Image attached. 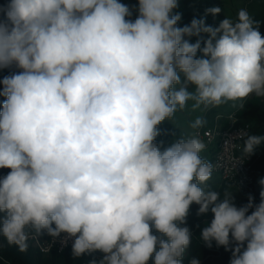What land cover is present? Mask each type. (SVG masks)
Returning <instances> with one entry per match:
<instances>
[{"label":"clouds","instance_id":"clouds-1","mask_svg":"<svg viewBox=\"0 0 264 264\" xmlns=\"http://www.w3.org/2000/svg\"><path fill=\"white\" fill-rule=\"evenodd\" d=\"M177 7L0 5V69L21 70L0 81V169L10 170L0 177V236L8 244L26 252L31 233L64 234L61 243L75 238L74 257L99 250L100 264H183L192 233L181 225L195 203L198 215L214 217L200 234L206 246L231 250L230 264H264V179L259 203L249 195L237 207L233 192L207 186L214 166L199 137L164 150L156 143L158 125L189 101L207 110L264 100V36L246 9L215 28L203 18L177 27ZM201 33L209 37L203 47L185 39ZM262 143L264 135H248L243 156Z\"/></svg>","mask_w":264,"mask_h":264},{"label":"trees","instance_id":"trees-1","mask_svg":"<svg viewBox=\"0 0 264 264\" xmlns=\"http://www.w3.org/2000/svg\"><path fill=\"white\" fill-rule=\"evenodd\" d=\"M120 2L122 3V0H120ZM7 3L8 0H0V5H6ZM136 4L137 0H131V6ZM213 7H219L221 12L215 15L206 12L207 9ZM239 7L240 9H246L250 17H252L255 22H258V30L261 35L264 36V0H178V7L173 10V14L179 13L181 15V19L178 21L177 27L190 25L193 19L203 18L206 25L215 28L218 27L226 18L235 22L237 19V11L240 10ZM132 19H135V13L133 14ZM208 38V34L206 33H201L199 37H185V39H188L190 43H195L197 39H200L201 47L204 46L203 41ZM201 55L202 54L200 52L197 53L198 57ZM19 71L21 70L15 68L14 66L11 68L0 69V81H2L5 76L18 73ZM0 89H2V84H0ZM4 99V97H0V104H2ZM241 103L244 104L243 108L239 107ZM261 103H264V101L253 95L243 101H236V103L228 102L227 104H223L219 107L209 108L207 110L204 109L202 119L207 123L199 128H193L192 130L187 129L189 127L187 120L190 119L186 118V111H189L190 106L187 104L183 110L177 111L171 121L166 119L158 125L160 134L156 138V143L161 150H164L165 148L171 146V144H173L180 137L195 136L194 133L197 129H203L213 125H217L220 129H225L229 125V120L227 119V115L223 114V110L228 107H230L229 114L237 119L239 123H247L251 126L248 135H264V104L261 106ZM246 139L247 137L244 141ZM244 141L242 143V150L244 147ZM256 148L261 150L262 156L256 159L252 154L251 166L253 170V177L260 167H264V143ZM216 152V148L209 147L201 152V156L205 160L212 163ZM9 171V169H0V177L6 176ZM260 179H264V174L259 175V180ZM226 184L232 188L231 184L223 182V186L218 187V191L221 193V196L223 195L224 190L228 189V187L225 186ZM207 186L212 190H217V188L209 184H207ZM231 192L235 193L236 191L232 190ZM259 193L260 190L255 189L256 200L254 203H259ZM239 203L240 206H243L248 202L239 199ZM198 207L199 206L195 203L191 205L189 214L186 218V224L181 225L189 227L192 233V242L185 250L183 264H190V261L193 258L199 259L200 264H230L232 256L231 250H225L223 246H217L214 241L212 242V246L208 247L200 239V225L205 222L210 223L209 218L211 211L203 215H198ZM251 211L252 209L249 210V214ZM153 234L158 235V233L155 232V229H153ZM28 243V250L26 252H21L18 250L16 245L8 244L7 240L3 236H0V264H92L93 261H95L96 264H100V261L104 257V253L99 250L86 252L79 257H74L72 251L70 250H66L60 254H57L56 252L41 254L32 245V243ZM148 264H154L153 259H150Z\"/></svg>","mask_w":264,"mask_h":264},{"label":"built area","instance_id":"built-area-1","mask_svg":"<svg viewBox=\"0 0 264 264\" xmlns=\"http://www.w3.org/2000/svg\"><path fill=\"white\" fill-rule=\"evenodd\" d=\"M229 125L225 129H220L217 125L197 129L194 133L199 137L206 148H216L217 152L212 162L214 170L212 174L218 175L221 181L231 184L240 200L248 202L249 195H255V183L252 170V155L244 157L242 154V143L250 132V125L247 123H239L230 114L227 116ZM226 141H228L226 143ZM253 155L256 159L262 156L260 149L256 148ZM61 237L55 241L47 235L41 234L36 237L35 234H30L29 241L41 253L49 254L56 252L60 254L66 250L72 251L74 237L69 238L66 243H61Z\"/></svg>","mask_w":264,"mask_h":264},{"label":"rangeland","instance_id":"rangeland-1","mask_svg":"<svg viewBox=\"0 0 264 264\" xmlns=\"http://www.w3.org/2000/svg\"><path fill=\"white\" fill-rule=\"evenodd\" d=\"M122 3H124V4H127V5H129V6H131V0H122ZM238 3V2H237ZM239 9H240V7H239ZM237 13H238V11H237ZM191 90V89H190ZM262 101H264V100H262ZM234 103H236V102H234ZM188 104L190 105L189 106V111H186L187 113H186V118H190L189 120H187L188 121V123H189V127L187 128L188 130H192L193 128L190 126L191 125V123L193 122V121H195L198 117H200V118H202L203 117V114H204V108H203V106H201L200 108H198V109H195V110H193V108H192V104H193V102L192 101H189L188 102ZM227 104V103H226ZM262 104H264V103H261V106H262ZM201 108H202V110H201ZM230 107H228L227 109H224L223 110V114L224 115H229V111H230V109H229ZM183 120V119H182ZM220 122H221V120H220ZM207 122H205L204 124H206ZM203 124V125H204ZM261 174H264V167H260V169L255 173V176L253 177L254 178V183H257L258 182V180H259V175H261ZM222 183L223 182H221V179H220V177L218 176V175H212L211 176V179L208 181V183L207 184H209V185H211V186H213V187H215V188H217V190L216 191H218V187L219 186H223L222 185ZM225 186H227L228 187V191H234L235 190V188L232 186V188H230V186L228 185V184H226ZM260 188H261V186H259ZM232 189V190H231ZM236 191V190H235ZM261 191V190H260ZM219 192V191H218ZM237 192H235V193H233V196H234V203H235V205L237 206V207H241L240 206V203H239V198H238V194H236ZM214 217H213V214L211 213L210 214V218H209V221L211 222V220L213 219ZM207 224H210V223H208V222H205V223H202L201 225H200V230L202 231V229L207 225Z\"/></svg>","mask_w":264,"mask_h":264},{"label":"crops","instance_id":"crops-1","mask_svg":"<svg viewBox=\"0 0 264 264\" xmlns=\"http://www.w3.org/2000/svg\"><path fill=\"white\" fill-rule=\"evenodd\" d=\"M260 180H261V179H260ZM260 180H258V182L256 183L255 189L261 190V188L259 187V186H261V185L259 184V181H260Z\"/></svg>","mask_w":264,"mask_h":264}]
</instances>
